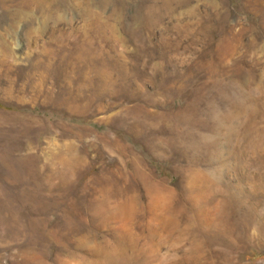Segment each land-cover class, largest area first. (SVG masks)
<instances>
[{"label": "rangeland", "instance_id": "rangeland-1", "mask_svg": "<svg viewBox=\"0 0 264 264\" xmlns=\"http://www.w3.org/2000/svg\"><path fill=\"white\" fill-rule=\"evenodd\" d=\"M0 264H264V0H0Z\"/></svg>", "mask_w": 264, "mask_h": 264}]
</instances>
